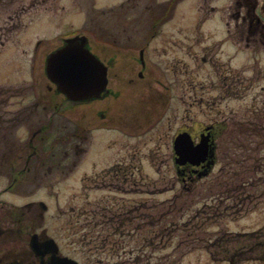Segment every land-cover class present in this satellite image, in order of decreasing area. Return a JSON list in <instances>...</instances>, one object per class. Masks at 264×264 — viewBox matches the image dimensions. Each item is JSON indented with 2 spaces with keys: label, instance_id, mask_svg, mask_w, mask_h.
Returning <instances> with one entry per match:
<instances>
[{
  "label": "rangeland",
  "instance_id": "1",
  "mask_svg": "<svg viewBox=\"0 0 264 264\" xmlns=\"http://www.w3.org/2000/svg\"><path fill=\"white\" fill-rule=\"evenodd\" d=\"M126 1L39 0V22L32 27L26 15L24 55L0 57V83L13 90L6 94L19 87L24 96L0 104V215L13 207L26 210L32 202L31 210L42 212L43 218L26 211V219L34 220L38 232L45 228L64 253L82 264H109L110 247L117 244L118 237L108 236L111 228L96 224L101 209L113 212V205L151 203V193L161 191L154 197L159 200L192 188L204 170L193 175L190 165H175L172 139L177 131L186 128L196 136L205 125H214V172L224 165L219 158L237 135L231 133L236 131L233 121L264 125V29L249 30L247 20L236 17L235 11L245 12L238 0H181L171 18L154 25V8L165 0H129L114 8ZM257 1L255 13L264 22L262 0ZM72 33L86 34L92 50L110 65L108 88L122 86L125 92L115 99L67 103L48 120L52 109L46 100L52 92L47 91L51 83L44 73L45 57L62 36ZM142 46L146 67L144 78L138 79ZM116 70L125 75L122 85L114 77ZM133 73L136 83L130 85L127 79ZM22 108L30 115L24 125L6 122ZM44 123L49 128L32 141L41 159L35 158L31 172L8 189L13 175L6 168L7 156L25 157L32 131ZM6 127L16 129L9 135ZM41 136L44 141L38 142ZM255 140H264V135ZM22 165L19 159L18 168ZM242 204L235 209L243 211ZM263 215L264 201L221 224L244 230ZM2 239L1 246L9 244ZM207 263L203 250L179 262Z\"/></svg>",
  "mask_w": 264,
  "mask_h": 264
},
{
  "label": "trees",
  "instance_id": "2",
  "mask_svg": "<svg viewBox=\"0 0 264 264\" xmlns=\"http://www.w3.org/2000/svg\"><path fill=\"white\" fill-rule=\"evenodd\" d=\"M178 1L156 4L153 24L171 18ZM125 4L129 0L115 8ZM232 124L237 128L231 133L237 135L219 158L224 165L214 172L211 166L197 175L192 188H182L159 202L137 200L126 207L113 205V212L101 209L96 224L111 228L108 236L118 237L117 244L110 247L109 264H179L187 254L199 250L207 254V264H264V223L247 231L222 227L226 220L264 201V140H255L264 135V125L242 120ZM242 203L243 211L235 209ZM218 223L222 224L215 229ZM101 241L103 246L104 238Z\"/></svg>",
  "mask_w": 264,
  "mask_h": 264
},
{
  "label": "flooded vegetation",
  "instance_id": "3",
  "mask_svg": "<svg viewBox=\"0 0 264 264\" xmlns=\"http://www.w3.org/2000/svg\"><path fill=\"white\" fill-rule=\"evenodd\" d=\"M38 2L39 0H0V57L9 54L8 56L19 58L21 55H24L23 47L25 39L24 34L26 33V15L28 16V18L30 17L29 23H32V27L39 22L40 16L39 10L37 9ZM256 2L257 0L236 1L237 6L245 7L244 13H241L240 10L235 11L236 17L239 15L244 21L247 20L249 30L258 26L264 29L263 22L258 19V16L255 13ZM143 47L144 46L139 49V63L141 62L140 50L144 51ZM108 67H110V65H108ZM145 67L146 65L143 68L144 70ZM144 70H137L136 73L134 72L135 76H137L138 79L144 78ZM134 73L129 75L130 77H128L127 79L128 84L130 85L136 83L135 77H133ZM123 76L125 75H123L118 70L114 72V77L119 80L120 85L124 83L122 81ZM155 80L156 82H160L159 79ZM149 82L150 81L147 82L148 85H150ZM118 88L119 89H117L116 91L108 89L103 93L99 100L105 99L110 96H113V99L119 97L125 91L122 92V86ZM165 88L167 89V86H165ZM10 90L12 89L10 88ZM10 90L8 87H5L4 84L0 83V104L11 103V98H18L20 100H23V92L20 91L21 89H19V87L17 88L16 92H13V94L8 93L7 95L6 92H11ZM47 91L52 92L47 95V98L52 103L50 107L52 111L49 113L48 117V120H50V117L55 114L56 109L63 105V101L57 100L55 89L53 90L51 86L47 85ZM34 106H38L37 101L34 102ZM24 109L25 108H22L13 113L10 117L6 118V122L14 123L15 125H24V121L30 118L29 112H24ZM25 114H27L26 117ZM103 115L104 114L101 113V116L105 117ZM48 123H50V121H48ZM48 128L49 124L44 123L37 129L32 131L31 137L28 139V146L31 147V150L25 155V157L24 155L20 154L17 155L16 158H14V155L7 156L9 157V160H7L6 168L9 169V173H12L11 175H13L10 184L7 186L8 189L15 182L17 183L18 181H22L25 176L31 172V166L29 165L31 162L34 163L35 158L38 161L40 160L38 156L39 150L34 148V146L32 145V141L38 132L45 131ZM10 129L11 131H13V128ZM212 129L213 127L205 133L209 134ZM181 130H186V128H182ZM178 132L179 131H177V133ZM201 132H203L202 129L196 136L193 135L194 140L198 139V136ZM19 159L23 162L21 168H18ZM39 205L43 210L46 209V206L41 204L40 201ZM32 206L33 203L29 202L27 203L26 210H21L19 207H13L9 212H2L3 214L0 215V238H3L2 241L6 238L8 239L6 240V242H9L8 245H0V264H51L53 258L56 256H70L61 250L59 243L53 236L47 233L45 228H41L38 232V227L34 224V220H32L31 222L30 219H26V211H31L32 215L35 216L34 218H43L42 212L35 213L34 210H31Z\"/></svg>",
  "mask_w": 264,
  "mask_h": 264
},
{
  "label": "water",
  "instance_id": "4",
  "mask_svg": "<svg viewBox=\"0 0 264 264\" xmlns=\"http://www.w3.org/2000/svg\"><path fill=\"white\" fill-rule=\"evenodd\" d=\"M45 72L56 85V90L72 101L96 98L107 84V67L91 52L84 34L65 38L58 48L50 52L45 60ZM208 141L209 137L204 133L194 143L188 132H180L173 141L175 162L200 165L211 152ZM51 264L80 263L69 257L56 256Z\"/></svg>",
  "mask_w": 264,
  "mask_h": 264
},
{
  "label": "crops",
  "instance_id": "5",
  "mask_svg": "<svg viewBox=\"0 0 264 264\" xmlns=\"http://www.w3.org/2000/svg\"><path fill=\"white\" fill-rule=\"evenodd\" d=\"M254 223H255V225H253L251 227H247L246 229H255V228L259 227L260 225H262L264 223V215L262 216L261 219L257 220Z\"/></svg>",
  "mask_w": 264,
  "mask_h": 264
}]
</instances>
